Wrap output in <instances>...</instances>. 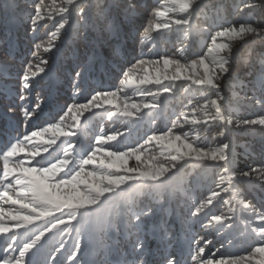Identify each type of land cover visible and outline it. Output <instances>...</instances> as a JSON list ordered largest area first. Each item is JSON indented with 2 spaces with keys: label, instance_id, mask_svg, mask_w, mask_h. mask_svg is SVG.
<instances>
[{
  "label": "snow or ice",
  "instance_id": "6c2138e0",
  "mask_svg": "<svg viewBox=\"0 0 264 264\" xmlns=\"http://www.w3.org/2000/svg\"><path fill=\"white\" fill-rule=\"evenodd\" d=\"M29 7L33 11H27L24 6L17 3V0H0V19L3 20L5 26L4 38L0 39V75L7 76L11 65L9 61H15L20 56L16 42L11 39V29L21 25L25 27L27 32L29 29L32 32L31 39H37L36 33L39 30L40 22L43 20H51L52 13L47 11L45 0H30ZM207 7L202 3V0H168V6L164 11L158 8L154 9L152 15L157 18L156 22L149 21L148 27L144 29L147 37L151 38V32L154 29L169 28L170 24H174L177 29L187 31L192 26L194 15L202 8ZM78 10L79 25L75 29L69 24V20L61 16L63 22L59 23L51 36H57L61 30H64L65 36L60 44L65 43L71 46L72 61L69 72V83L72 85L74 93L82 94L85 91L90 92V99L86 103H75L67 107V112L71 113L75 110V116L78 117L84 112L93 108H99L104 101L109 98L117 97V91L105 89H92L89 83L95 77L97 72H104L110 65L113 68L118 66L111 63L108 57L103 55V49L107 48L110 51L111 57L114 58L119 53L122 45V29L125 26L135 27V21L140 16L141 0H95L94 3L84 4L83 0H63L62 5L57 9V14L66 12L71 15V11ZM178 8L177 17L171 21H160V18L166 17L168 11ZM233 8L237 14H245V19L239 22L238 26L233 24L229 26L222 24L217 29L214 25H210L208 30V38L210 43H206V52L198 55L189 63L187 60L181 63L180 59L175 57L162 56L158 59H137L135 63H130L126 68H120L124 82L131 84L133 73L141 70L146 65H151L156 68L157 74L149 79L147 75L139 78L140 84L154 83L158 85V90L153 93L148 89L149 95L152 96L151 103H144V107H154L155 102L163 93L172 91L176 80H183L196 85L200 89L214 90L208 103L204 106V111L208 109L215 110V116L211 119H219L226 125L224 131H244L254 130L255 126H260L261 131H264V0H234ZM260 12V22H256V13ZM66 25L68 27L66 28ZM134 38V32H132ZM251 37V39H245ZM242 40L243 46L250 49L245 56H240L237 52H233L232 46L228 41ZM261 45V50L257 51L254 45ZM77 45L83 47V54L80 53ZM36 49L41 47L40 44H34ZM53 48L57 52L60 50V45L55 41H50L49 46L44 49L46 53H51ZM36 53L33 52V56ZM52 59L43 58L40 64L45 67L39 69L44 77L51 78L54 69L51 67ZM163 65L161 68L160 65ZM243 67H240V64ZM32 62L22 61L21 70L16 72L17 81L20 85L19 99L26 100L25 90H30L32 80L36 73L31 72ZM242 73V75H241ZM42 77V79L44 78ZM163 80L169 83H162ZM243 81H246L244 83ZM240 84L242 96H238L234 91L237 84ZM233 91V96L243 101L254 102L261 109V114L255 116H242L236 120L226 118L221 115V110L225 105L229 104L230 98L225 90ZM122 90V89H121ZM259 94V95H257ZM0 95L5 97L11 95L10 89L7 87L0 91ZM141 105L132 104L130 107L138 109ZM37 107H40L38 104ZM6 118L7 113H15L16 108L11 104H5ZM129 106L119 114L128 116L131 113L128 111ZM31 113L25 110V116L30 117ZM209 115H211L209 113ZM199 123V121H193ZM208 124V119L204 120ZM235 125L234 129L228 127ZM57 125H52L51 129H57ZM75 135V133H64V135ZM223 134V133H222ZM41 135L40 132H31V137ZM24 140H29L28 134L23 137ZM116 140V136H108L106 138H97L96 144L91 146L86 152L80 154L75 160L73 153L64 151L63 157H55L48 159L47 163L36 161L34 165L25 166L24 162L17 163L13 169H9L8 157H12L18 151V145L21 143L18 139L15 143L9 141L11 147L4 152V170L0 180L8 181L5 184V190L0 192V197H4L5 203L19 205L20 209H26L25 214H20L19 210L4 212L0 209V232H9L12 229L4 226V219L16 221L13 227L21 228L25 223H30L32 220H40L43 217H51L44 226L38 227L30 237L21 240L19 233H13L5 238V248L0 249L4 255L0 256L2 264H36L34 249L39 251L42 245V238L45 233L52 229H57L58 225H68L71 221L80 223V218L87 216L90 212H95V208H89V205H101L104 203L102 198L106 194L113 191V186L132 182L156 181L169 169L164 167L152 168L147 165L145 168H128L126 167L125 157H131L137 153L136 148H130L124 152L120 150H108L104 145L108 141ZM149 140H155L162 143L167 149L175 151L177 155L170 157L171 161L177 162L178 157L184 156L194 157L199 161L221 162L215 164V167L223 168L225 172H231L233 177L243 181L250 186L257 188L261 193V200L264 202V173L260 169H264V164L259 167L248 165L246 168L234 170V158L230 155L231 144L223 143L217 149L207 148L203 145L194 144L188 140L187 134L182 139L180 136H173L171 133L153 135ZM147 142V141H146ZM49 144H54L55 141H48ZM69 146L75 150V144L72 140L67 142ZM7 147V146H6ZM48 151V149H44ZM261 154L264 155V142L261 143ZM103 152L104 159L100 160V164L107 168L115 167L120 174L108 175L102 177L106 183L103 187L88 180H81L82 176L94 177L96 171L84 172L85 166L94 163L98 159V155ZM32 155V153H29ZM39 155V153H36ZM51 156V153H49ZM139 161L140 155H135ZM212 166V165H209ZM171 167H175L173 163ZM22 173L24 179L17 176V182L22 184L19 190H15V196L8 193V189L12 187L9 180L10 172ZM255 181H260L259 184ZM80 183H84L87 191H81ZM225 188L223 191H228ZM218 192H213L212 197L218 196ZM211 203V198L208 201ZM201 207H197L194 212H191L192 217H197L201 211ZM246 207L252 209L253 215L258 222L252 227V232L255 237L250 240L247 254L239 253H224L213 252L206 253L205 247L201 241L203 237L197 238L190 231L193 224L198 221L190 220L185 216L181 223L189 229L185 232L184 240L181 242V248L186 249L187 254L191 256V264H264V203L261 210H257L254 204H248ZM64 209H77L80 211L78 218L76 212L65 213ZM60 215H54L55 213ZM154 215L152 209L143 211L140 214H133L132 217L126 218L117 225V228L122 227L125 238L128 243V254L122 258L116 259H101L95 264H181V260L174 258L172 254L167 252L170 241L166 239L168 235L169 220L160 219L159 223H147L145 217L151 218ZM212 219L217 222L222 221V217L218 215L212 216ZM223 219H231L225 217ZM251 223V221H249ZM74 227V226H73ZM66 232V228H59L57 235ZM77 239L74 240L72 249L67 252V255L61 252L65 248L66 241L61 236L57 245L44 256L43 264H61L60 256H64L63 264H93L92 261L85 262L83 257L87 254V244H85V234L79 228L76 229ZM149 238L157 241V252L159 258L152 259L154 255L150 246ZM46 243V241H45ZM205 243H208L205 241ZM11 252L12 255L8 253ZM18 252L19 255H15ZM259 253V258L256 254ZM60 254V256H58Z\"/></svg>",
  "mask_w": 264,
  "mask_h": 264
},
{
  "label": "trees",
  "instance_id": "16d2710c",
  "mask_svg": "<svg viewBox=\"0 0 264 264\" xmlns=\"http://www.w3.org/2000/svg\"><path fill=\"white\" fill-rule=\"evenodd\" d=\"M63 0H45V6L47 11L52 13L51 20H43L40 22V27L36 33L37 39L32 40V32L29 29L25 31V27L18 25L11 29L10 36L16 44L20 56L15 61H9L11 65L9 74L7 76L0 75V91L7 87L10 89L11 95L16 93L18 99L15 101L10 100L16 108L15 113H7L10 119L6 118L5 114L0 115V126L2 129H9L13 121L18 120L16 116L19 115L20 121L25 114V110L30 112L32 104L30 99L34 92L38 94L33 95V99L43 100L38 103H43L49 97L50 107L47 109L46 116H50L54 122L49 121L48 129H51L52 125H57V129L48 130L47 137L50 139H56L59 133H68L70 126L74 123L75 110L71 113L67 112V107L75 103H86L82 94L74 93L72 85L69 83V72L72 61L71 46L67 43L61 45L60 42L64 39V30L53 37L51 33L55 31L60 22H63L57 14V9L62 5ZM79 2V1H78ZM95 0H83V3H94ZM259 4V0H256ZM17 3L24 6L27 11H33L29 7L30 0H17ZM202 3L207 7L202 8L197 14L194 15L192 26L187 31L177 29L174 24H170V27L154 29L151 32V38L147 37L144 33V29L148 27L149 21L156 22L157 18L152 15L154 9L164 11V7L168 5V0H141V14L135 21L134 29L131 26H125L122 29V45L118 54L111 57L110 51L107 48L103 49V55L108 57L111 63L117 65V68H113L110 65L104 72H97L95 77L89 81L94 89L100 88V82L115 83L113 88L107 87L105 90L117 91V97L109 98L102 104H113L111 114H109L108 120L114 121L117 117L122 116L116 128V140L115 145H118L119 137L129 131L132 137L136 136V133L143 131L137 138V140H143V148L146 152H139L137 149L135 155H140L145 162L153 167H164L169 169L166 171L159 180L146 181L137 184L132 193H128L124 200L129 201L128 207L131 214H140L143 210L153 207L158 199L164 200V195L168 198L169 202L173 203V207L180 206L183 209L181 211H174L171 213L176 214H189L194 212L197 207L201 208V211L197 217H188L190 220L198 221L193 224L190 231L202 232L205 238H208V244L210 251L214 248V252L224 253H239L242 255L247 254V249L250 240L255 237V233L252 232V227L258 222L253 215L252 209L246 207L248 204H254L257 210H261L262 206V193L249 184L238 180L233 177L231 172H225L223 168L215 167V164L221 162L211 161H199L191 156L178 157L177 162L171 161L170 157L178 154L164 147L162 143H158L155 140H149V137L160 134L171 133L173 136H180L182 139L187 134L188 140L194 144L203 145L207 148L217 149L222 146L223 143H230L231 150L230 155L234 158L233 169L239 170L246 168L248 165L259 167L264 164V155L261 154V143L264 142V131H261L260 126H255L254 130L244 131H229L225 132L226 125L219 119H211L215 116V110L209 108L208 112L204 111V106L208 103L210 98H214L212 93L214 90L200 89L190 82L186 84L183 80H176L173 83L172 91L169 93H163L160 98L155 102L154 107H144V103H151L152 96L149 95L148 89H151L153 93L158 90V85L154 83L140 84L139 78L147 75L149 79H152L156 74V68L151 65L144 66L143 69L133 73L131 84L124 82V77L120 68H126L130 63H135L137 59H158L159 57H175L180 59L181 63L186 60L190 63L192 59L198 58V55L202 52H206V43H210L208 38V30L210 25H214L217 29L222 24L232 26L245 19V14H237L233 8L234 0H202ZM71 9V8H70ZM64 13V12H62ZM79 11H75L76 21L72 23V28L75 29L79 25ZM181 15L178 8L168 11L166 17L160 18V21H171L173 18ZM69 18L68 13L64 15ZM69 22L71 19H68ZM256 22H260V12L256 13ZM68 25H66V28ZM5 26L2 19H0V39L4 38ZM134 32V38L132 36ZM245 39H251L246 37ZM50 41H55L57 45H60L59 52L53 48L51 53H46L44 49L49 46ZM236 49L240 56H245L249 53L250 49L244 45L242 40L228 41ZM40 44L41 47L36 49L34 44ZM188 45V46H187ZM187 46V48H186ZM81 54L84 49L82 46L77 45ZM254 47L257 51L261 50V45L256 44ZM179 50H182L179 51ZM190 52L194 56H187L183 53ZM33 52L36 53L33 56ZM43 58H51V67L54 72L51 74V78L44 77L43 73L39 72L41 67H45L40 64V60ZM3 58L0 57V60ZM22 61H31V72L36 73L35 78L32 80V91L30 97L21 101L19 99L20 85L17 81L16 72L21 70ZM243 67L241 63L239 65ZM160 67L163 65L161 63ZM242 75V73H241ZM42 77H44L42 79ZM114 80V81H113ZM246 83V81H243ZM34 83V85H33ZM162 83L167 84L169 81L163 80ZM31 86V88H32ZM241 85L238 83L234 89L238 96H242L240 91ZM30 88V89H31ZM122 89V90H121ZM39 90V91H38ZM29 90H25L27 95ZM122 91V93H121ZM226 94L230 98V103L225 105L221 110V115L226 118L236 120L242 116H255L261 114V109L255 105L254 102L243 101L233 96V91L225 90ZM9 95V96H11ZM259 95V94H257ZM2 98V95H0ZM86 96V94L84 95ZM27 97V96H26ZM37 98V99H36ZM90 99V95L88 97ZM122 98V102L120 99ZM6 102L0 99V105L5 108ZM132 104L141 105L138 109H133L130 106ZM185 104H189L185 106ZM128 105V111L131 113L128 116L120 115L119 113L125 109ZM90 111V110H89ZM89 111L84 112L78 116L80 120L84 118L83 124L86 125V132L84 131L81 136L87 137V133L93 128L92 119L86 117ZM6 113V111H4ZM209 113L211 115H209ZM142 117L141 120H139ZM208 119L210 123H204V120ZM19 121V122H20ZM193 121H199V123H193ZM137 125V126H135ZM136 129H133L135 128ZM234 129L235 125L228 126ZM11 129H16L14 124H11ZM154 133V134H153ZM223 133V134H222ZM127 133H125L126 135ZM123 135L122 137H124ZM83 138V139H84ZM126 138V137H125ZM128 138V137H127ZM71 139L79 146L82 141H79L77 135L65 136L64 140ZM1 140V139H0ZM147 141V142H146ZM132 142V141H130ZM68 147H70L68 145ZM30 149H35L34 146H29ZM120 151L127 152V150L119 149ZM75 151V150H74ZM1 155V154H0ZM128 158V157H125ZM145 162L133 165L129 161L128 168H140L143 169L147 166ZM175 167H171L172 164ZM212 165V166H209ZM186 167V168H185ZM102 166L99 163V167L96 172V183L103 187L104 181L102 177L108 175H114L116 168H108ZM261 173H264V169H260ZM172 175L171 183H167L166 180ZM259 184L260 181H255ZM126 184H120L119 186H113V191L106 194V197L116 191L119 187ZM229 189L223 191V189ZM141 190L144 192L141 193ZM156 192V193H155ZM213 192H218L219 195L212 197ZM129 197L131 199H138L140 203L137 206L132 207ZM156 197L158 199L156 200ZM211 198V203L209 199ZM155 200V203L151 201ZM0 209L5 212L12 207L5 203L2 198L0 201ZM111 206L105 205L99 209V213L94 219V231L99 233L106 229L108 224L107 215L110 214ZM164 213V212H163ZM162 213V214H163ZM164 215H167L164 213ZM218 215L222 217L221 222L214 221L212 216ZM110 216V215H109ZM225 217H231V219H223ZM161 218L154 214L151 218L146 217V220L151 222H158ZM251 221V223L249 222ZM89 217L88 215L80 218V223L76 226L69 223L66 227V232L63 235H70L71 226L76 229L79 228L85 234V238L88 231ZM5 227H8L4 224ZM44 226V225H41ZM39 226V227H41ZM63 226H58L62 228ZM76 229L70 236L77 237ZM4 232H0V238ZM171 239V238H166ZM109 240V238H107ZM5 239L3 243L5 244ZM50 249V246L46 250ZM259 253L256 257L259 258ZM255 264V261H253Z\"/></svg>",
  "mask_w": 264,
  "mask_h": 264
},
{
  "label": "rangeland",
  "instance_id": "374dc122",
  "mask_svg": "<svg viewBox=\"0 0 264 264\" xmlns=\"http://www.w3.org/2000/svg\"><path fill=\"white\" fill-rule=\"evenodd\" d=\"M79 1V0H78ZM167 6L168 5H166L165 7H164V9L165 8H167ZM70 11H71V15L69 16V18L68 19H71L70 20V22H69V24L70 25H72V23L74 22V21H76V16H75V11H72L71 9H70ZM65 14H67L66 12H64V13H62V12H60L59 14H56L59 18H61V16H64ZM164 18V17H163ZM188 46V45H187ZM187 46H186V48H187ZM233 48V47H232ZM179 51H181L182 52V50H179ZM234 52H237L236 51V49L234 50ZM183 53L184 54H186L187 56H194L193 54H191L190 52H187L186 50H185V52L183 51ZM189 83V82H188ZM121 93H122V91H121ZM0 99H2V101L3 102H6V103H8L10 100H12V101H15L16 99H18V95L16 94V93H14V94H12L11 96H7V97H5V96H3L2 95V98H1V96H0ZM120 101L122 102V98L120 99ZM189 104H185V106H188ZM14 106V105H13ZM4 111H6V108H3L2 107V105H0V114L1 113H4ZM32 112L34 113L35 112V110H32ZM0 138H1V140H0V151L2 150V148H7L8 146H10L11 144H7V147L5 146V147H3V145H4V143H3V141H5V139H6V137H4L3 136V131L2 130H0ZM10 141V140H9ZM135 142H137V143H139V141H135ZM142 148H143V146H142ZM125 160H126V165H128L129 166V161H131V163L133 164V165H135V164H138V163H142V162H145L144 161V159H140L139 161L136 159V158H124ZM147 165H149V163H147V162H145ZM125 165V166H126ZM152 168H156V167H153L152 166ZM1 201V200H0ZM88 248V247H87ZM87 250V249H86ZM64 256H66L67 255V251H65L64 253ZM64 256H61V264H63V262H64Z\"/></svg>",
  "mask_w": 264,
  "mask_h": 264
},
{
  "label": "bare ground",
  "instance_id": "6f19581e",
  "mask_svg": "<svg viewBox=\"0 0 264 264\" xmlns=\"http://www.w3.org/2000/svg\"><path fill=\"white\" fill-rule=\"evenodd\" d=\"M48 247V246H47ZM47 247L45 248V250L47 249ZM51 249V248H50Z\"/></svg>",
  "mask_w": 264,
  "mask_h": 264
}]
</instances>
